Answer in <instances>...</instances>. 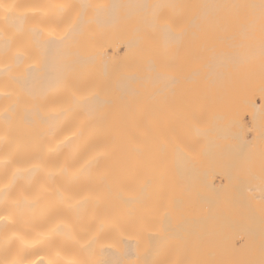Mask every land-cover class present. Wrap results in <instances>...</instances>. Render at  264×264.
<instances>
[{
  "label": "bare ground",
  "instance_id": "obj_1",
  "mask_svg": "<svg viewBox=\"0 0 264 264\" xmlns=\"http://www.w3.org/2000/svg\"><path fill=\"white\" fill-rule=\"evenodd\" d=\"M247 36H264V0H0V264H264V95L245 76L239 208L200 193L202 151L156 160L170 110L187 115L218 82L193 64L255 59L179 52L264 47Z\"/></svg>",
  "mask_w": 264,
  "mask_h": 264
},
{
  "label": "rangeland",
  "instance_id": "obj_2",
  "mask_svg": "<svg viewBox=\"0 0 264 264\" xmlns=\"http://www.w3.org/2000/svg\"><path fill=\"white\" fill-rule=\"evenodd\" d=\"M263 37L247 36V38ZM208 45H203L192 51L181 50L179 55L189 53L194 58L203 60L204 57L215 53L237 55L245 52L254 53L251 58L256 60L251 59L250 62H246L248 63L246 68H240L239 66L242 64L229 63L226 67H216L215 70H211L202 64H193L194 68L191 70L194 77H198V73L202 72L203 77H200L203 79L213 77L218 82L215 85L211 84L207 94L195 96L192 102L193 108L187 112V115L180 111L176 113L170 110L168 127L162 128L161 136L156 135V149L158 150L156 160L159 167H164L172 150L179 149L181 158L187 153L202 151L203 158L207 160V165L202 169V172L197 174L200 179V193H206L205 195L210 199L212 207L237 206L239 208L233 187L234 181H237L236 176L242 168L241 156L237 146L236 122L238 116L233 110L239 91L237 80L239 79L238 74L241 77L245 76L252 86L254 94L264 95V47L255 43H248L239 46L217 45L209 50L207 49ZM163 121L166 123L164 118ZM197 122L200 123L199 127L196 126ZM246 125H250L248 120ZM190 135H194V137L191 138ZM256 157L255 170L259 175L262 169L264 174V155L260 147H258ZM175 171L174 177L177 185L175 192L182 195L185 201L190 200L191 197L188 193H192L193 190V174L184 169L181 164L176 166ZM217 173L221 174L219 178L221 181L215 180V177L219 176ZM241 175L253 179L250 174ZM205 180H208V183ZM256 181L260 183V179L257 178ZM249 207L251 208L253 205L249 204ZM259 208L260 203L257 200L256 209Z\"/></svg>",
  "mask_w": 264,
  "mask_h": 264
}]
</instances>
